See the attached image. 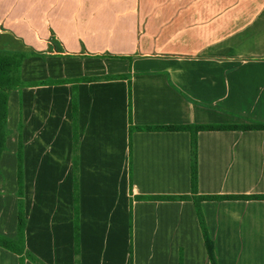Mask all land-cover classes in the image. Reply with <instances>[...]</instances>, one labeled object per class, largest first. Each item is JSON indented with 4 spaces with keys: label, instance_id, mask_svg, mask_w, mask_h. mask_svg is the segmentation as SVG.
<instances>
[{
    "label": "crops",
    "instance_id": "crops-1",
    "mask_svg": "<svg viewBox=\"0 0 264 264\" xmlns=\"http://www.w3.org/2000/svg\"><path fill=\"white\" fill-rule=\"evenodd\" d=\"M9 5L0 22L35 51L7 101L11 134L21 122L25 248L43 264H75V125L78 264H210L193 201L174 198L191 195V134L166 127L264 123V0ZM195 138L196 194L233 196L199 202L217 264H264V198L245 197L264 195V130ZM13 150L0 165L7 236ZM0 264L18 255L0 246Z\"/></svg>",
    "mask_w": 264,
    "mask_h": 264
},
{
    "label": "trees",
    "instance_id": "trees-1",
    "mask_svg": "<svg viewBox=\"0 0 264 264\" xmlns=\"http://www.w3.org/2000/svg\"><path fill=\"white\" fill-rule=\"evenodd\" d=\"M35 54V51H16V50H5L0 49V152L5 147V138L9 132L7 128V100L8 92L13 88L19 86H24V82L20 78V64L23 58ZM44 82V81H42ZM50 82H53L50 80ZM73 116H76V104L73 102ZM21 123H19L20 126ZM168 129H186L190 131V180H191V195H176L174 198L178 200L190 199L193 201L194 208L197 214L198 222L201 228V232L204 238L207 255L210 264H217L216 258L213 251V242L210 239L205 221L200 208V200L206 198H229L233 196H213V195H197L196 194V172H197V162H196V138L195 133L198 130L204 129H261L264 130V123L257 121H249V123L243 124H189V125H171L167 126ZM77 137H76V127L74 125L73 129V153H72V164L74 169V184H73V214H74V255L75 264L79 261V236L77 232L78 228V205H77V180H76V150H77ZM17 157V172H16V184L17 190L16 195L17 201V222L15 227V234L13 236H7L0 233V246L16 253L18 255V264H24L25 260L28 259L35 264H43L36 256H34L30 251H28L24 246V226L26 218L23 210V170H22V143L21 140L18 144V149L16 151ZM249 198H264V195H253L245 196ZM132 215L129 214V227L132 224ZM132 253V242L130 241L129 254L131 258Z\"/></svg>",
    "mask_w": 264,
    "mask_h": 264
},
{
    "label": "rangeland",
    "instance_id": "rangeland-1",
    "mask_svg": "<svg viewBox=\"0 0 264 264\" xmlns=\"http://www.w3.org/2000/svg\"><path fill=\"white\" fill-rule=\"evenodd\" d=\"M1 1H7V5L11 7H18L20 9V4L21 3H28L30 2L31 0H0V3ZM36 1V0H33V2ZM4 9L5 7L2 6L0 7V12H4ZM0 49H5V50H16V51H31L29 50L30 47L28 46H25L22 42H21V39H18L17 37H15L8 28L5 27V24L3 23V21L0 22ZM34 54L32 55H29V56H33ZM27 56V57H29ZM25 57V58H27ZM24 59V58H23ZM23 61V60H22ZM22 64V62H21ZM21 64H20V70H21ZM21 78V77H20ZM22 81V80H21ZM23 82V81H22ZM22 87H15L13 88L12 90H10L8 92V97L11 93H13L14 91L18 93L19 95V92L21 90ZM14 97V96H13ZM8 101V100H7ZM20 101V100H19ZM19 103V102H18ZM18 108H19V105H18ZM11 119L14 118L15 114H14V110H12V107H11ZM17 115V118H18V122H17V126H16V131L14 134H11L13 131L11 129V127L7 124V128L9 130V132L7 133L6 135V138H5V147L4 149L0 152V165L1 163H5V159L3 158H6V156L8 155L7 154V150L9 148L12 147L13 145V152L15 153L16 155V151L18 149V144L21 140V143H22V139H21V136H20V126H19V123L20 122V117H18V114ZM21 125V124H20ZM4 153V154H3ZM3 155V156H2ZM14 169H13V173H15V177H16V172H17V157L15 156L14 158ZM1 166H0V179L4 182L5 180L6 181H10V173L9 171H2L1 170ZM16 190H17V185H16ZM16 194V192H15ZM16 198H17V195H16ZM17 201H18V198H17ZM17 210H18V207H17ZM18 212V211H17Z\"/></svg>",
    "mask_w": 264,
    "mask_h": 264
}]
</instances>
